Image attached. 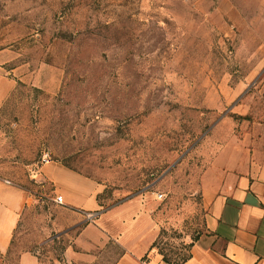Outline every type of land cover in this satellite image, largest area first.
I'll use <instances>...</instances> for the list:
<instances>
[{
    "label": "rangeland",
    "instance_id": "1",
    "mask_svg": "<svg viewBox=\"0 0 264 264\" xmlns=\"http://www.w3.org/2000/svg\"><path fill=\"white\" fill-rule=\"evenodd\" d=\"M2 86L0 177L33 199L5 264L25 250L65 264L78 215L47 164L95 182L101 211L162 194L155 251L183 264L205 233L203 173L228 142L264 137V0H0Z\"/></svg>",
    "mask_w": 264,
    "mask_h": 264
},
{
    "label": "crops",
    "instance_id": "2",
    "mask_svg": "<svg viewBox=\"0 0 264 264\" xmlns=\"http://www.w3.org/2000/svg\"><path fill=\"white\" fill-rule=\"evenodd\" d=\"M10 92L2 86L0 106ZM259 135L225 144L203 173L205 233L183 264H264V137ZM42 171L54 194L62 196L60 205L78 215L68 229L76 235L64 251L65 264H93L111 244L121 251L113 264H170L154 247L162 231L158 197L141 195L101 211L100 190L91 179L60 164H47ZM32 202L25 188L0 177V264L11 255L21 217ZM16 264L42 263L36 252L25 250Z\"/></svg>",
    "mask_w": 264,
    "mask_h": 264
},
{
    "label": "trees",
    "instance_id": "3",
    "mask_svg": "<svg viewBox=\"0 0 264 264\" xmlns=\"http://www.w3.org/2000/svg\"><path fill=\"white\" fill-rule=\"evenodd\" d=\"M56 240V239H55ZM157 244H158V241H157V243H155V245H154V247H157ZM193 244V243H192ZM192 246V245H191ZM162 256H163V260L165 261V262H167V263H170V264H176V263H174L171 259H169L168 257H167V255L166 254H164V253H160ZM190 257V251H189V254H188V256L186 257V258H184L183 259V263L188 259Z\"/></svg>",
    "mask_w": 264,
    "mask_h": 264
},
{
    "label": "built area",
    "instance_id": "4",
    "mask_svg": "<svg viewBox=\"0 0 264 264\" xmlns=\"http://www.w3.org/2000/svg\"><path fill=\"white\" fill-rule=\"evenodd\" d=\"M162 198H163V195L162 194H159L158 195V199H162ZM55 202L61 204L63 202L62 196H57L55 198ZM93 218H94V215H88V219L89 220H92Z\"/></svg>",
    "mask_w": 264,
    "mask_h": 264
}]
</instances>
